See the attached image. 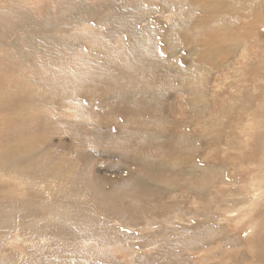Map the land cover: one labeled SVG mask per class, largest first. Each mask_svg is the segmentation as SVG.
Segmentation results:
<instances>
[{
	"label": "rangeland",
	"instance_id": "374dc122",
	"mask_svg": "<svg viewBox=\"0 0 264 264\" xmlns=\"http://www.w3.org/2000/svg\"><path fill=\"white\" fill-rule=\"evenodd\" d=\"M0 264H264V0H0Z\"/></svg>",
	"mask_w": 264,
	"mask_h": 264
},
{
	"label": "bare ground",
	"instance_id": "6f19581e",
	"mask_svg": "<svg viewBox=\"0 0 264 264\" xmlns=\"http://www.w3.org/2000/svg\"><path fill=\"white\" fill-rule=\"evenodd\" d=\"M182 1V0H181ZM193 16V15H192Z\"/></svg>",
	"mask_w": 264,
	"mask_h": 264
}]
</instances>
